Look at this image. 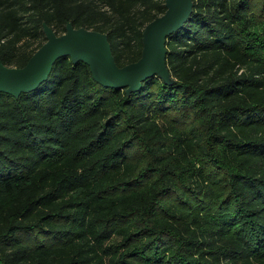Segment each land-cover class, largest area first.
Instances as JSON below:
<instances>
[{
  "label": "trees",
  "instance_id": "obj_1",
  "mask_svg": "<svg viewBox=\"0 0 264 264\" xmlns=\"http://www.w3.org/2000/svg\"><path fill=\"white\" fill-rule=\"evenodd\" d=\"M174 82L99 83L59 58L0 92V264H264V0H193ZM166 0H0V58L24 67L68 23L121 67Z\"/></svg>",
  "mask_w": 264,
  "mask_h": 264
},
{
  "label": "water",
  "instance_id": "obj_2",
  "mask_svg": "<svg viewBox=\"0 0 264 264\" xmlns=\"http://www.w3.org/2000/svg\"><path fill=\"white\" fill-rule=\"evenodd\" d=\"M167 11L150 22L143 34L142 57L134 63L119 66L106 33L75 28L68 23L67 31L58 35L44 23L47 41L36 51L26 66L9 67L0 58V92L19 96L30 92L47 80L56 61L71 56L74 62L84 61L94 78L110 87L138 90L150 76L159 75L166 82H174L167 64V40L181 28L194 10L193 0H166Z\"/></svg>",
  "mask_w": 264,
  "mask_h": 264
}]
</instances>
